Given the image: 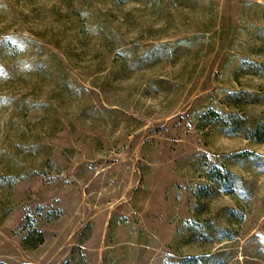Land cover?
<instances>
[{"label": "rangeland", "instance_id": "rangeland-1", "mask_svg": "<svg viewBox=\"0 0 264 264\" xmlns=\"http://www.w3.org/2000/svg\"><path fill=\"white\" fill-rule=\"evenodd\" d=\"M0 261L264 264V0H0Z\"/></svg>", "mask_w": 264, "mask_h": 264}, {"label": "trees", "instance_id": "trees-1", "mask_svg": "<svg viewBox=\"0 0 264 264\" xmlns=\"http://www.w3.org/2000/svg\"><path fill=\"white\" fill-rule=\"evenodd\" d=\"M30 238H31V236H30V234H28V235L25 237V241L28 243V241H30ZM39 240H40V239H39ZM0 264H6V263L0 261Z\"/></svg>", "mask_w": 264, "mask_h": 264}]
</instances>
